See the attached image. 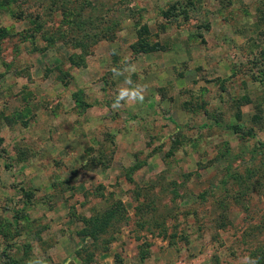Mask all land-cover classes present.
Masks as SVG:
<instances>
[{
  "label": "rangeland",
  "instance_id": "rangeland-1",
  "mask_svg": "<svg viewBox=\"0 0 264 264\" xmlns=\"http://www.w3.org/2000/svg\"><path fill=\"white\" fill-rule=\"evenodd\" d=\"M126 64L148 91L113 111ZM249 254L264 264V0H0V264Z\"/></svg>",
  "mask_w": 264,
  "mask_h": 264
},
{
  "label": "clouds",
  "instance_id": "clouds-1",
  "mask_svg": "<svg viewBox=\"0 0 264 264\" xmlns=\"http://www.w3.org/2000/svg\"><path fill=\"white\" fill-rule=\"evenodd\" d=\"M136 72V68L132 64H126L123 68H114L112 70L113 78H118L121 75L127 74L124 85L116 90V93L111 104L113 111H119L125 105H142L144 103L145 95L148 88L141 83H135L131 79V75ZM33 264H41L39 259L35 260ZM241 264H259L256 257L246 255L242 257Z\"/></svg>",
  "mask_w": 264,
  "mask_h": 264
},
{
  "label": "trees",
  "instance_id": "trees-1",
  "mask_svg": "<svg viewBox=\"0 0 264 264\" xmlns=\"http://www.w3.org/2000/svg\"><path fill=\"white\" fill-rule=\"evenodd\" d=\"M230 129H232L233 131H235V132H240V131H242L241 130V128H240V126L238 125V124H230Z\"/></svg>",
  "mask_w": 264,
  "mask_h": 264
}]
</instances>
